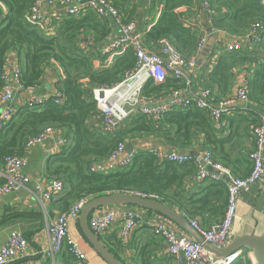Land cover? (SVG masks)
Returning a JSON list of instances; mask_svg holds the SVG:
<instances>
[{
	"label": "trees",
	"instance_id": "1",
	"mask_svg": "<svg viewBox=\"0 0 264 264\" xmlns=\"http://www.w3.org/2000/svg\"><path fill=\"white\" fill-rule=\"evenodd\" d=\"M1 1L6 5L7 15L0 21V97L3 87L1 76L12 54L16 56L22 68L21 83L24 87L40 85L44 80L45 71L54 63L63 69L65 79L56 84L63 93L62 104L57 105L53 100H49L42 107L30 109L26 106L13 116L7 129L0 134V167H3L8 156H26V143L29 138L39 135L49 127L59 130L67 139V144L59 154L50 157L46 173L50 180H60L65 186L62 213L81 199L90 201L107 195L139 192L158 195L160 203L169 205L191 221L196 215L207 210L210 203H221L226 196L228 198L226 182L222 180L211 182L208 188H203V194L190 197L187 192V180L197 176L196 166L192 163L178 165L159 161L145 151H136L129 167L107 174L90 173V167L106 161L118 145L127 142L134 145L136 139L158 137L179 150L187 151L202 138V146L213 153L216 161L231 168L239 177L249 176L252 171L250 160L248 159V162L244 158L246 167L240 170L239 159H233L227 151L230 148L242 155L238 137L249 132L252 136L253 129L260 124L258 115L244 116L243 113H236L225 116L223 122L229 117L228 125L217 129L215 122L205 111L195 108L185 111L170 110L159 122L145 115H134L123 122L115 133H104L91 92L95 88L112 87L122 81L125 74L136 65L134 52L128 50L108 69H95L82 49L85 45L84 37L87 32H92L96 42L107 38L109 24L100 22L93 11L88 10L80 18L61 20L57 25L56 35L47 37L25 19L34 0ZM161 1L163 8L158 20L144 33L145 44L155 49L161 40L169 39L185 59H192L195 57L200 38L199 32L186 24L185 19L189 14L186 15L180 10L186 9L189 13L198 2ZM111 2L117 9H121L117 1ZM212 5L217 9V16L212 20V25L220 31L239 36L249 33L251 27L257 23L264 26V6L259 2L212 0ZM242 62L257 66L249 83L248 94L249 99L262 108L264 36L262 43L251 53H227L221 57L205 75L200 87L214 91L216 101L227 98L228 96H224L229 91L232 71ZM82 79L89 80L87 87L81 84ZM185 88L183 81L169 77L161 83L149 81L142 95L147 99L159 100L163 96H171L173 91ZM227 130L229 133L224 136ZM99 238L121 261L110 242L101 236ZM142 264L150 263L143 261ZM237 264L251 262L245 257Z\"/></svg>",
	"mask_w": 264,
	"mask_h": 264
},
{
	"label": "built area",
	"instance_id": "2",
	"mask_svg": "<svg viewBox=\"0 0 264 264\" xmlns=\"http://www.w3.org/2000/svg\"><path fill=\"white\" fill-rule=\"evenodd\" d=\"M34 0L30 11L26 14V21L42 30L47 37H54L57 30V21L65 18H80L88 10L93 11L100 19L112 21L120 30L118 37L112 39L100 52L101 61L99 68L108 69L116 60L128 50H132L136 57V65L133 70L128 71L123 80L112 87H100L92 90V97L98 109L102 122V131L107 134L115 133L117 128L132 118L134 115H145L159 122L162 116L170 110L185 111L195 108L207 112L215 122L217 129H221L225 116L241 113L244 108L238 106L240 102L249 101V81L245 80L235 93L220 101L215 100L214 93L207 88H201L192 92V82L187 77L185 70L194 69L198 66V60L205 51L211 37L217 36L222 31L215 27L209 34L199 36L195 57L185 59L175 48L169 39H163L158 44V50L142 46L141 39L135 34L137 24L134 20L126 22L122 13L110 0ZM199 5V15L205 16L212 21L217 16V9L212 5V0H196ZM264 6V0H252ZM57 6H62L61 15L55 20L56 26H48L50 12ZM7 14L6 5L0 0V21ZM264 26L255 24L247 34L250 48L253 49L263 41ZM236 49L233 45L228 46L229 52ZM183 81L186 88L173 91L167 103L154 106V99L143 97V90L147 83L153 80L156 83L166 81L168 78ZM22 68L18 63L12 67H6L2 73V94L0 104V134L3 133L11 123L15 115L12 107L14 91L17 87H24L21 83ZM53 100L59 105L64 102L63 93L58 90L56 95L50 99L32 93L27 101V107H42L47 101ZM146 106H152L147 109ZM245 107V106H243ZM260 124L252 131L254 138V149L249 153L252 163V171L247 177H239L233 173L231 168L215 160L209 150L198 153L180 152L177 150L163 151L158 148L149 147L144 151L154 155L159 161H168L178 165L192 163L197 168L196 179L200 183L205 181L219 182L226 177L227 205L223 218L214 222L208 228L201 227L198 223L190 221L191 225L204 238V240L217 247L226 248L232 236V227L237 215L238 202L243 190L257 183L264 176V113L258 115ZM58 139L59 144L65 146L67 139L59 130L49 127L39 135L31 137L26 143V149L43 148L53 139ZM136 152L126 153V144H120L104 162H98L89 169L93 174H107L121 168L129 167ZM30 160L28 156L11 155L4 160L0 173L5 182L0 184V198L20 191L30 183V177L26 170ZM64 184L60 180L50 181L46 187L41 183L35 184V190L42 192L43 198L49 200L52 196L63 194ZM131 195L143 199L160 201L155 194L133 192ZM88 203V200L77 201L68 211L60 213L48 226L51 239L52 251L58 254L63 249L78 261L79 264H92L81 244L75 241L69 233L71 222L78 221L80 214ZM119 214L115 211L105 212L103 215H94L89 219V226L94 234L102 236L111 225L118 219ZM167 223L160 222L151 225L152 233L162 238L167 244L169 255L175 264H237L244 259L242 250L222 257L210 252L202 243L180 236ZM144 223L143 214L137 210H128L123 218V226L120 236L127 239L141 224ZM170 223V222H169ZM28 252V240L22 234H13L6 244L0 249V264H15L21 262Z\"/></svg>",
	"mask_w": 264,
	"mask_h": 264
},
{
	"label": "crops",
	"instance_id": "3",
	"mask_svg": "<svg viewBox=\"0 0 264 264\" xmlns=\"http://www.w3.org/2000/svg\"><path fill=\"white\" fill-rule=\"evenodd\" d=\"M112 1V0H111ZM118 2L119 9L126 20H134L137 24L135 34L141 39L142 44L148 47L144 42V33L156 23L158 20L163 5L161 0H115ZM63 11L62 6L55 7L50 12L48 20V26H56L59 21L57 18ZM181 12L187 15L186 24L199 32V36L202 34H209L214 28L212 21L207 19L203 15L198 13V5H195L193 10L189 13L186 9H181ZM5 16L7 14H4ZM5 16L1 19L5 18ZM100 22H107V31H109L107 38L100 39L96 42L95 36H92V32H87V36L84 37L85 45L82 49L84 53L90 58V61L95 69H100L99 64L101 61V50L120 34L119 28L112 22L106 19L98 18ZM55 20L57 23H55ZM40 30V29H39ZM43 34L44 32L40 30ZM248 34V33H247ZM247 34L233 36L225 31H222L215 36V42L212 45L211 51L206 59H204L202 65H198L194 69L185 70L187 77L192 82L191 91L194 93L201 89V81L205 79V75L210 72L214 64L227 53L228 46L233 45L236 49L232 53H251L253 49L247 40ZM45 35V34H44ZM56 35V34H55ZM210 41V40H209ZM149 48V47H148ZM153 49V48H151ZM158 50V46L155 48ZM18 63V60L14 54L9 57L7 67H12ZM257 66L252 63L242 62L235 66L233 69V78L231 79L229 91L226 96H231L235 93L236 89L245 80H251L253 73L256 71ZM65 79L63 69L54 63L45 71L44 80L40 85L33 86L34 89L17 87L14 91L12 107L15 114L27 106V101L32 93L45 97L47 99L56 95L59 90L57 83ZM83 87H87L89 83L88 79H82ZM214 92V91H213ZM92 94V92H91ZM215 94V92H214ZM217 94V93H216ZM169 96H163L161 99H154V106H161L167 103ZM215 96V100H216ZM239 107L244 108L241 113L244 116L249 114L259 115L264 113V107H258L257 103L252 102L250 99L248 103L240 102ZM245 106V107H243ZM2 111V105L0 104V113ZM228 118L222 121V126L228 125ZM102 126V125H101ZM101 128V127H100ZM229 131L224 134L227 136ZM223 135V134H222ZM249 134L238 137L239 144L241 145L242 155L233 149H228L227 152L231 154L233 159H239V169L242 170L246 167L243 159L249 162V153L254 149L253 138ZM130 143V142H127ZM126 143V144H127ZM203 139L199 138L198 143L190 150L183 151L177 147L165 143L161 138L149 137L143 139H136L135 144H131L133 151H144L145 149L152 147L158 148L163 151L177 150L180 152L198 153L204 151L202 146ZM39 150L37 158H31L32 152ZM62 150V145L59 144L58 139H53L51 142L43 148H34L30 151L27 150L30 163L27 174L30 177V183L26 188L6 195L0 198V249L6 244L11 235L17 233L22 234L28 240V252L27 256L21 261L20 264H79L78 261L68 252L67 249H63L58 254H54L51 246V239L49 235L48 226L49 223L55 219L63 211L64 195L52 196L49 200L43 198L42 192L35 190V184L41 183L44 187L50 181L47 175V164L50 157L57 155ZM251 163V161L249 162ZM252 168V163L250 164ZM5 182V178L0 173V184ZM211 181H205L200 183L197 181L196 176L187 180V192L190 197L203 194V188H208ZM201 193V194H200ZM226 196V195H225ZM226 198L221 203L212 204L210 207L196 215L191 221L198 223L201 227L208 228L214 222L220 221L226 210ZM166 205V204H165ZM170 207L169 205H166ZM171 208V207H170ZM173 209V208H172ZM115 211L119 214L118 219L111 225V227L101 236L105 240H108L112 245L114 252L119 254L121 262L123 264H142L146 261L150 264H175L174 259L169 255L166 242L154 235L151 230V225L158 224L160 222H166L164 216L149 210H143L128 205H115L99 208L91 215H103L108 211ZM128 210H137L143 214L144 223H141L137 229L127 238L123 239L120 236V230L123 226V218ZM174 210V209H173ZM175 211V210H174ZM169 226L172 227L180 236L191 238V236L182 228L177 225H173L171 222ZM264 232V176L257 183L243 190L239 197L237 215L232 227V236L230 242L227 245L230 246L236 239L243 236L261 235ZM70 236L81 244L83 249L88 255V258L92 264H108L88 243L84 234L80 228L79 221L70 223L69 226ZM244 253V258L250 260L251 264H255L254 257L249 249H241Z\"/></svg>",
	"mask_w": 264,
	"mask_h": 264
},
{
	"label": "water",
	"instance_id": "4",
	"mask_svg": "<svg viewBox=\"0 0 264 264\" xmlns=\"http://www.w3.org/2000/svg\"><path fill=\"white\" fill-rule=\"evenodd\" d=\"M88 1L90 0H85L84 2L86 3ZM215 40L216 39L214 37H211L205 51L202 53L198 60L199 66L202 65L204 59L208 57ZM142 46L145 47L143 44ZM146 108L151 109L152 106H146ZM39 152V150H34L32 152L31 158L36 159ZM132 152L133 147L131 143H127L126 153L131 154ZM222 179L225 182H228V179L226 177H222ZM115 205H128L143 210L153 211L164 216L166 220L171 222L173 225H177L185 230L191 236L192 240L202 243L210 252L214 253L216 256L226 257L235 251L241 249H249L253 254L255 264H264V232L259 236L254 235L239 237L230 246L220 249L207 243L204 238L197 232V230L191 225L190 221L177 211H174L172 208L166 206L163 203L143 199L131 194L107 195L92 199L85 205L78 220L85 239L108 264L123 263L119 259H117L108 250V248L104 245L100 238L93 233L89 226V219L92 213L99 208Z\"/></svg>",
	"mask_w": 264,
	"mask_h": 264
},
{
	"label": "rangeland",
	"instance_id": "5",
	"mask_svg": "<svg viewBox=\"0 0 264 264\" xmlns=\"http://www.w3.org/2000/svg\"><path fill=\"white\" fill-rule=\"evenodd\" d=\"M2 22V21H1Z\"/></svg>",
	"mask_w": 264,
	"mask_h": 264
}]
</instances>
